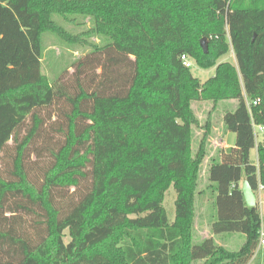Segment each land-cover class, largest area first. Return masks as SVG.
<instances>
[{
	"label": "trees",
	"instance_id": "obj_1",
	"mask_svg": "<svg viewBox=\"0 0 264 264\" xmlns=\"http://www.w3.org/2000/svg\"><path fill=\"white\" fill-rule=\"evenodd\" d=\"M19 10L35 17L36 44L45 33L77 40L55 18L89 22L84 35L104 43L48 83L0 4V264H248L261 218L240 184L264 190V144L257 166L249 158L253 127L264 134V0H23ZM230 50L236 67L217 64ZM182 55L213 77L201 84ZM199 101L237 103L223 116L234 145L208 169L211 233L243 235L237 252L192 242L211 134L207 120L192 156ZM170 186L172 223L162 205Z\"/></svg>",
	"mask_w": 264,
	"mask_h": 264
},
{
	"label": "rangeland",
	"instance_id": "obj_2",
	"mask_svg": "<svg viewBox=\"0 0 264 264\" xmlns=\"http://www.w3.org/2000/svg\"><path fill=\"white\" fill-rule=\"evenodd\" d=\"M23 0H0V4L12 11L19 24V31L24 33L30 43V49L35 57H39L40 66L39 72L48 83L57 76V74L63 69H67L78 58H81L94 47L103 45L104 41L99 37H89L84 35L89 30L90 23L85 22L81 24H69L59 18H55L59 26L67 32L70 38L77 37V40L73 43L70 41L62 40L53 34L45 33L41 36L39 44L34 42V35L36 30V19L34 16L24 14L20 12L19 7ZM191 67L189 68L192 76L199 80L202 84L214 75V68L209 70H202L196 67L194 61L189 57ZM229 63L236 67V61L232 50H230L224 57H221L219 63ZM69 73L72 69L68 70ZM99 73V70L96 71ZM236 101H224L217 103L214 107L212 102H193L191 103V110L198 121V127L191 128V155L194 156L198 148L201 136L203 134L202 126L209 120L211 124V134L209 142L206 147V156L200 166L199 180L197 185V194L194 200V219L192 222V242L194 244L200 243L205 237L213 235L211 233V224L215 221L213 219L214 214V200L213 191L208 178V168L214 162L218 161V153L220 149L229 150L230 142L234 141L235 135L229 132V140L226 137L227 130L223 124V116L226 112L232 111L236 107ZM253 132L255 136V148L250 152V159L252 163L257 166V151L258 144H264V134L259 127L254 126ZM219 139L221 142L225 141L226 148L222 145H215V142ZM218 146V147H217ZM206 161V162H205ZM1 162V161H0ZM0 166L1 163H0ZM242 184V183H241ZM240 184V187H241ZM256 195V205L259 209L261 218V232L264 235V190L258 187L254 192ZM176 199V192L173 187L170 186L164 193L162 205L166 211L167 219L169 223L174 220V202ZM210 225V229L208 228ZM236 235L238 237H220L215 236V245L218 247H224L229 251H238L244 242V236L239 234H227ZM69 237L65 232L64 241L68 242ZM192 264H203V261H196ZM251 264H264V245L259 247L256 257H254Z\"/></svg>",
	"mask_w": 264,
	"mask_h": 264
},
{
	"label": "water",
	"instance_id": "obj_3",
	"mask_svg": "<svg viewBox=\"0 0 264 264\" xmlns=\"http://www.w3.org/2000/svg\"><path fill=\"white\" fill-rule=\"evenodd\" d=\"M199 45L203 53L206 54L207 53V39L202 38L199 41ZM240 190H241V194H242L245 207L247 208L255 207L256 206V195L246 180L242 182Z\"/></svg>",
	"mask_w": 264,
	"mask_h": 264
},
{
	"label": "crops",
	"instance_id": "obj_4",
	"mask_svg": "<svg viewBox=\"0 0 264 264\" xmlns=\"http://www.w3.org/2000/svg\"><path fill=\"white\" fill-rule=\"evenodd\" d=\"M213 77V76H212ZM211 131H212V128H211ZM228 135H229V132H227L226 133V137L228 138V140H229V137H228ZM234 141H235V138H234ZM234 141L233 142H231L230 140H229V142H230V144L231 145H229V147L231 148V147H233V145H234ZM208 142H209V139H208ZM213 143H215V145H218V143H219V145H222L224 148H226L227 146H226V144H225V141L224 142H221L219 139H217L215 142H213ZM218 147V146H217ZM221 150V149H220ZM257 151V150H256ZM251 152V151H250ZM249 158H250V156H249ZM250 161L252 162V160L250 159ZM256 161H257V159H256ZM206 162V161H205ZM209 169V168H208ZM211 184V183H210ZM213 185L211 184V187H212ZM214 196H215V193L213 194V198H214ZM212 202H214V200L212 201ZM214 207V206H213ZM215 217H216V213H215V207H214V214H213V219H215ZM213 223V222H212ZM209 229H210V225H209V227H208ZM215 236L217 237V238H220V237H223V238H225V237H238V236H236V235H227V234H221V235H211L210 237H208V235H207V237H205L204 239H208V238H212L213 239V241H215ZM203 239V240H204ZM238 239H240L239 237H238ZM244 241H245V238H244ZM244 243V242H243ZM243 243H242V245H243ZM241 245V246H242ZM221 247V246H220ZM222 248H224V247H222ZM241 248V247H240ZM224 249H226V248H224ZM227 250V249H226ZM229 251V250H228ZM239 251V250H238ZM257 251L258 250H256L255 251V254L253 255V257L251 258V260L248 262V264H251V262L253 261V259H254V257H256V253H257ZM231 252H237V251H231Z\"/></svg>",
	"mask_w": 264,
	"mask_h": 264
},
{
	"label": "built area",
	"instance_id": "obj_5",
	"mask_svg": "<svg viewBox=\"0 0 264 264\" xmlns=\"http://www.w3.org/2000/svg\"><path fill=\"white\" fill-rule=\"evenodd\" d=\"M180 60L182 62V65L189 69L191 67V63L189 61V58L185 55H182L180 57ZM259 103V100H255V101H246V106L247 108L249 109L251 106H255ZM260 130L263 131V128L262 127H259ZM260 189H262L261 186H258ZM264 245V235L262 234V232H260V237H259V241H258V247H257V250L259 249V247L263 246Z\"/></svg>",
	"mask_w": 264,
	"mask_h": 264
}]
</instances>
